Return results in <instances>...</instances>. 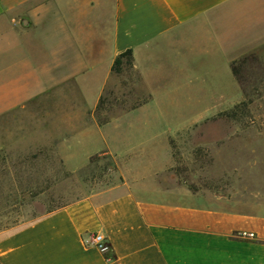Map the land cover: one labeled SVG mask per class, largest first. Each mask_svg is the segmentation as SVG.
Instances as JSON below:
<instances>
[{"label": "crops", "instance_id": "obj_1", "mask_svg": "<svg viewBox=\"0 0 264 264\" xmlns=\"http://www.w3.org/2000/svg\"><path fill=\"white\" fill-rule=\"evenodd\" d=\"M110 3L108 12V0H0V115L23 107L30 81L40 75L20 58L33 34L41 35L46 58L59 68L73 66L75 77L102 68L91 114L127 73L125 66L118 73L112 67L131 49L141 103L118 116L148 113L159 95L193 100L214 94L219 60L227 67L264 45V0ZM227 49L233 50L229 56ZM111 120L94 121L103 129ZM135 127L143 132L140 149L122 152L105 142L96 150L116 160L120 183L1 239L0 264H264V206L175 181L170 132L165 158H158L157 148L141 152L156 139L145 133L152 119L141 118ZM97 233L106 238L108 253L88 245Z\"/></svg>", "mask_w": 264, "mask_h": 264}, {"label": "rangeland", "instance_id": "obj_2", "mask_svg": "<svg viewBox=\"0 0 264 264\" xmlns=\"http://www.w3.org/2000/svg\"><path fill=\"white\" fill-rule=\"evenodd\" d=\"M20 58L40 75L30 81L25 105L0 115V240L120 183L116 160L96 150L105 142L122 152L140 149L143 132L135 126L146 117L153 129L145 133L156 139L141 152L157 148L158 158H165L170 132L172 179L196 192L264 206V45L227 67L219 60L212 73L220 80L215 95L193 100L159 95L147 105L148 113L120 116L141 103L131 67L91 114L102 68L75 77L73 66L59 68L46 58L39 34L29 37ZM110 119L103 129L96 124Z\"/></svg>", "mask_w": 264, "mask_h": 264}, {"label": "trees", "instance_id": "obj_3", "mask_svg": "<svg viewBox=\"0 0 264 264\" xmlns=\"http://www.w3.org/2000/svg\"><path fill=\"white\" fill-rule=\"evenodd\" d=\"M125 59V61H124ZM133 65V52L131 49L126 50L122 54H120L113 64L112 70L115 72H120L122 67H131Z\"/></svg>", "mask_w": 264, "mask_h": 264}, {"label": "built area", "instance_id": "obj_4", "mask_svg": "<svg viewBox=\"0 0 264 264\" xmlns=\"http://www.w3.org/2000/svg\"><path fill=\"white\" fill-rule=\"evenodd\" d=\"M88 245L99 248L102 253H108L110 251V246L106 238L99 233L92 236L91 242H88Z\"/></svg>", "mask_w": 264, "mask_h": 264}]
</instances>
